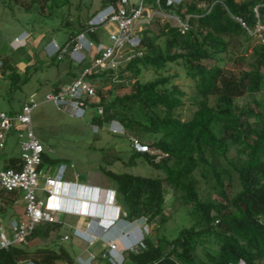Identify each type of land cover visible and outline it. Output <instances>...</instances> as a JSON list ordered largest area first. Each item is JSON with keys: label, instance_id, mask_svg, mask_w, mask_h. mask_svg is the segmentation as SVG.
Masks as SVG:
<instances>
[{"label": "trees", "instance_id": "obj_1", "mask_svg": "<svg viewBox=\"0 0 264 264\" xmlns=\"http://www.w3.org/2000/svg\"><path fill=\"white\" fill-rule=\"evenodd\" d=\"M2 1L12 10L20 5L30 11L37 5L41 12L46 6L71 4V0ZM166 2L162 0L181 18L191 15L185 32L170 21L156 20L158 28L152 26L154 21L141 33L140 54L116 70L87 77L97 87L91 102L97 109L94 124L102 127L117 119L125 127L123 135L129 130L144 133L143 148L133 146L124 164L133 167L142 162L156 170L143 175L100 166L112 181L124 217L135 220L144 216L159 233L156 240L147 233L137 249L126 251L123 264H264V96L258 95L264 92V42L237 19L242 18L251 31L258 19L264 25V0H183L171 7ZM111 4L118 7L120 0H101L99 10L86 22L78 20L77 29L62 44ZM100 27L90 33L99 43ZM239 44L244 52L252 48L251 56L235 58L234 67H229L228 54ZM65 57L54 58L61 61ZM0 58V73L10 87L15 86L22 75L14 66L13 55L5 53ZM83 68L80 72L70 69L68 74L74 79ZM146 71L150 73L147 79ZM181 79L190 81L192 93ZM61 80L55 81L52 91L61 88ZM127 86L131 90L124 95L110 98L106 93ZM240 98L242 104L237 102ZM186 103L193 113L184 118ZM56 161L60 160L45 151L41 166ZM6 167L21 168V157L10 159ZM169 189L175 198L168 207ZM181 206L187 207L188 223L175 235L161 233ZM168 208L173 210L171 215L166 213ZM61 226L60 221L39 226L29 239L41 237L44 242L34 247L1 248L0 264L27 260L76 264L77 255L60 239ZM52 232L57 236L53 238ZM99 255V259H107L101 252Z\"/></svg>", "mask_w": 264, "mask_h": 264}, {"label": "rangeland", "instance_id": "obj_2", "mask_svg": "<svg viewBox=\"0 0 264 264\" xmlns=\"http://www.w3.org/2000/svg\"><path fill=\"white\" fill-rule=\"evenodd\" d=\"M23 1L26 4H30L32 1H35L36 4L38 2V0ZM48 3H51V1ZM100 3L101 0H71V4L66 6H55L53 8L46 6L45 10L41 12L38 11L39 7L37 5L30 11L20 5L14 6V10H12L0 0V56H4L5 53H11L15 61L14 66L17 67L22 75L21 80L15 86L10 87V84H8L6 87H0V109L9 113L18 112L22 109L27 98L30 95H34L41 102L33 112V123L36 133L44 144L46 153L53 159L60 160L54 164L44 163L42 166L45 172L55 175L62 160L63 164L68 167L64 179L86 182L94 178L106 184L111 183L113 187L110 178L101 171V165L116 171L129 170L143 175L156 173L154 168L142 162L133 167H127L124 164V161L126 162L130 156L132 147L138 146L135 139L140 142L144 133L136 132L135 130H129L127 135L113 133L110 131L109 123L102 127L100 126L98 130L97 127L92 126L94 124L92 117L96 114L97 109L89 108L86 116L80 118L72 115L69 110H59L51 101H44L46 93L53 90L55 81L62 79V84L71 81L73 77L68 74V71L72 69L80 72L89 63V59L83 64L77 63L68 55L63 60L57 61L45 49L47 44L53 39L60 43L65 41L70 33L77 29L78 20L86 22L90 14L99 10ZM66 20H69L70 23H67ZM161 23L164 22L161 21ZM158 25L160 23L157 21L152 23L155 28H158ZM23 33L34 34V37L29 35L27 44H22L24 41L21 39L15 41L16 37ZM98 35L101 42L109 43L105 26L99 28ZM88 36L96 44L98 43L93 36L90 34ZM19 44H22L21 46L23 47L16 50ZM91 53L92 51L88 52L89 55ZM251 53L252 48L244 52L240 44L238 46L235 45L228 54V66L233 68L235 58H240L241 56L250 58ZM27 69L28 71H26ZM149 77L150 73L146 71L145 79ZM7 81L9 82L8 79ZM179 82L187 84L184 85V88L191 93L193 92V88L188 85L190 83L189 80L181 79ZM130 90L131 87L128 86L123 88L113 87L111 91L107 90L106 93L112 98L115 95H124ZM258 95L264 96V92ZM237 102L242 104L244 99L240 98ZM182 113L184 118L189 117L193 113L190 103H186ZM7 140L8 143L18 140L19 144L18 135L14 131L10 132ZM43 181L41 179L42 186L44 185ZM4 193L0 192V232L3 228L7 235L12 237L10 209L2 208L1 196ZM174 198L175 195L169 189L165 202L168 207L172 204ZM22 203L20 201L18 207L21 208ZM176 203L177 205L179 204L178 202ZM166 213L171 215L173 210L168 208ZM55 216L58 221L62 222L58 233L63 236L66 234L70 236L69 239H62V242L72 254L77 253V256L86 257L88 250H90L98 256L94 262L95 264H110L107 259H99L101 250L98 247H102L103 243L98 242L96 245L90 246L74 235V229L77 226L84 227L81 217L74 213L64 212H55ZM16 219L19 220L20 217L17 216ZM188 221L187 207L181 206L161 228V233L175 235ZM153 225L150 224L148 228L152 237L156 240L159 233L153 231ZM51 236L53 238L56 237L57 232H52ZM37 240L38 243L44 242L39 238ZM33 243L30 242L27 246L34 247Z\"/></svg>", "mask_w": 264, "mask_h": 264}, {"label": "built area", "instance_id": "obj_3", "mask_svg": "<svg viewBox=\"0 0 264 264\" xmlns=\"http://www.w3.org/2000/svg\"><path fill=\"white\" fill-rule=\"evenodd\" d=\"M182 2L183 0H167L166 5L178 6ZM190 17L191 15L187 14L186 19L181 18L178 13L167 9L162 0H155L154 4L147 3V0H120L118 7L109 5L98 12L84 30L71 35L65 43L62 44L56 39L49 43L47 51L50 56L63 58L68 55L80 64L90 59V64L86 65L77 77L63 84L57 92L46 93L44 101L53 102L59 110L69 108L72 115L84 118L91 108V101L97 95V87L87 77L109 69L116 70L140 54L141 33L148 24L156 20L164 23L170 21L185 32L189 27ZM237 19L251 33L256 34L259 41L264 42V25L260 19L254 31L248 28L242 18ZM99 26H105L107 29L109 43L96 44L88 36ZM28 37L27 33L21 34L15 41L22 39L24 40L22 44H25ZM91 51L95 53L89 55L88 52ZM40 104L34 95H30L20 111L9 113L0 110V148L5 147L10 132L16 131L22 159L21 168L5 167L0 170V192L21 194L25 200L24 217L11 222L13 236L9 237L6 231L1 229L0 249L26 244L39 226L58 221L55 212L78 213L68 201L83 197L82 194L75 192L80 185L64 179L68 168L66 164H61L55 175L47 174L41 166L46 148L38 137L33 123V112ZM98 111L102 113L103 108L98 107ZM92 126L99 130L98 124ZM110 129L113 133H125L124 126L116 119L112 121ZM135 142L138 148H143L139 140L135 139ZM42 178H45L43 186ZM106 197L111 200L114 193L108 190ZM84 213L87 214L80 212ZM104 223L105 227L99 230L100 225ZM148 227L145 217L131 221L119 214L112 219L92 216L85 229L77 227L74 229V235L89 245L100 239L104 240L106 248L100 251L102 256L111 264H123L126 251L138 248L144 233L149 231ZM64 238L69 239L70 236L67 234ZM97 257L93 251H89L86 257L77 256L76 264H95ZM21 264L35 262L27 260Z\"/></svg>", "mask_w": 264, "mask_h": 264}, {"label": "crops", "instance_id": "obj_4", "mask_svg": "<svg viewBox=\"0 0 264 264\" xmlns=\"http://www.w3.org/2000/svg\"><path fill=\"white\" fill-rule=\"evenodd\" d=\"M29 35H31V34L29 33ZM22 41H24V40H22ZM27 42H28V40L26 39V44H27ZM48 45H49V43L47 44V46ZM47 46H46V48L45 47L44 48L47 49ZM1 64H2V59L0 58V65ZM8 84H9V82L7 81V79L4 78V76L0 73V87H6ZM0 110H2V109H0ZM64 110L70 111L69 108H65ZM14 112H16V111H14ZM14 132H16V131H14ZM20 155H21V148H20V145L18 144V140L13 141L12 143H10V142L8 143V140H7L5 147L0 148V170L2 167L5 168L9 164L10 159L18 158V157H20ZM49 175H51V174L49 173ZM42 179L44 180L43 181V184H44L45 178H42ZM65 180L69 181V182H74V183H77L78 185H80L77 188L79 190L76 189L75 192L78 194H82V196H83L81 198L79 197V199H76V200L70 199L68 201V203L70 205L74 206L76 208V211H78V213H74V214L81 217V222L84 226V227L77 226V228L85 229L86 224L91 219L90 216L80 214V212H87V213H89V215L93 216V215H97L95 213L100 211V216H102L106 219H112L115 216H117V214H119V212H122L123 206L121 204H119L116 199H114V201L113 200L111 201V200L107 199V197H106V194H107L106 191H108V190L113 191L114 190L111 183L106 184L103 181L95 180L94 178L89 179L86 182H80L78 180H72V179H65ZM74 188L75 187H73V189ZM1 197H2L1 200L3 203L2 208L10 209V216H11L12 220H15L17 216L20 217V219L24 217L25 200L23 199L21 194L4 193V194H2ZM20 201L23 202L21 208L18 207ZM115 204L117 205V207H115L116 206ZM90 209H92V211ZM93 210H94V213H93ZM64 236L62 235L60 239H63ZM37 238L42 239L41 237L30 238L26 242V245L30 244V242L36 243V241H37V243H38ZM98 242H100V241H98ZM98 242H96L95 244L90 245V246H94ZM34 243H33V245H34ZM101 243H102V241H101ZM104 246H105V244L103 243L102 247H104ZM102 247H98V249L102 250L103 249ZM89 251L90 250H88V252ZM76 255H78V254L76 253Z\"/></svg>", "mask_w": 264, "mask_h": 264}, {"label": "clouds", "instance_id": "obj_5", "mask_svg": "<svg viewBox=\"0 0 264 264\" xmlns=\"http://www.w3.org/2000/svg\"><path fill=\"white\" fill-rule=\"evenodd\" d=\"M99 12H100V11H99ZM95 16H96V15H95ZM95 16H94V17H95ZM94 17H93V18H94ZM93 18H92V19H93ZM23 34H24V33H23ZM19 36H20V35H19ZM29 37H30V36H29ZM29 37H28V38H29ZM28 38H27V39H28ZM21 47H23V46H20V47H18V48H21ZM18 48H16V49H18ZM0 66H1V65H0ZM116 120H117V119H116ZM112 121H113V120H112ZM112 121L110 122L109 127H110ZM118 121L122 124V122H121L120 120H118ZM122 125H123V124H122ZM123 126H124V125H123ZM124 128H125V127H124ZM110 131H111V129H110ZM118 134H119V133H118ZM120 134H123V133H120ZM111 192H112V190H111ZM112 193H114V198H112L111 201H112V200L114 201V199H116V192H115V190H113ZM99 203H100V202H99ZM115 205H116V204H115ZM115 207H117V205H116ZM123 212H124L123 210H122V212H119V215H121L122 217H124ZM86 213H87V212H86ZM96 214H97V215H93V217H97V216H98V217H101V216H100V211H99V212H96ZM84 215H88V216H90V218L92 217V215H89V213H87V214L84 213ZM117 215H118V214H117ZM143 217H144V216H143ZM124 218L127 219L126 217H124ZM145 218H146V217H145ZM127 220H130V219H127ZM135 220H136V219H135ZM131 221H132V220H131ZM146 222H147V219H146ZM147 225L149 226L148 222H147ZM104 227H105V223L100 225L99 230H101V229L104 228ZM147 233H149V231L146 232V233H144V236H143L142 239H141L142 241H143V239H144V237H145V235H146ZM79 239H80V238H79ZM81 240H82V239H81ZM83 241H84V240H83ZM98 241H102V243L105 242L104 240H101V239L98 240ZM98 241H97V242H98ZM86 243H87V242H86ZM139 245H140V244H139ZM104 248H106V245H105ZM128 250H131V249H128ZM128 250H127V251H128Z\"/></svg>", "mask_w": 264, "mask_h": 264}, {"label": "bare ground", "instance_id": "obj_6", "mask_svg": "<svg viewBox=\"0 0 264 264\" xmlns=\"http://www.w3.org/2000/svg\"><path fill=\"white\" fill-rule=\"evenodd\" d=\"M22 40V39H21ZM107 192V191H106ZM113 192V191H112ZM86 199V198H85ZM93 201V200H92ZM72 204V203H71ZM88 206V205H87ZM92 211V209H90ZM96 212V211H95ZM93 213H94V210H93ZM96 214V213H95Z\"/></svg>", "mask_w": 264, "mask_h": 264}]
</instances>
